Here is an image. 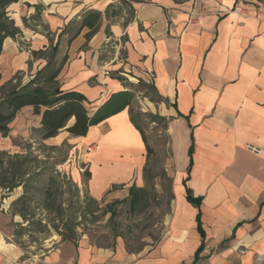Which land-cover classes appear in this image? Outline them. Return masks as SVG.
Here are the masks:
<instances>
[{
	"label": "crops",
	"instance_id": "obj_1",
	"mask_svg": "<svg viewBox=\"0 0 264 264\" xmlns=\"http://www.w3.org/2000/svg\"><path fill=\"white\" fill-rule=\"evenodd\" d=\"M111 4L121 5L120 0L11 4L8 15L21 34L3 43L2 82L18 72L23 83L29 81L47 65L33 53L59 43L57 60L66 59L59 85L83 94L92 113L112 94L127 90L114 78L119 70L132 84L140 79L154 84L163 98L154 108L167 119L173 168L163 237L129 253L120 240L99 247L81 236L55 243L35 261L25 259L24 250L0 230V264H192L203 241L197 264H255L257 255L264 257V0H142L132 2L134 16L126 25L125 10L105 16ZM90 10L103 17L87 40L89 29L79 28ZM70 24L72 32L79 30L71 42L68 34L61 36ZM30 122L40 128V116L25 107L11 133H27ZM73 140L87 148V191L93 199L109 202L127 196L133 184L144 186L146 147L128 108ZM187 177L192 195L202 198L200 209L187 201ZM113 185L120 187L111 190Z\"/></svg>",
	"mask_w": 264,
	"mask_h": 264
},
{
	"label": "trees",
	"instance_id": "obj_2",
	"mask_svg": "<svg viewBox=\"0 0 264 264\" xmlns=\"http://www.w3.org/2000/svg\"><path fill=\"white\" fill-rule=\"evenodd\" d=\"M20 0H0V56L2 53L3 43L7 38H17L21 32L15 26L14 21L8 15V7L17 3ZM142 0H120L121 5L111 4L105 11V16L118 17L121 16L122 11L125 10L128 19L125 25L134 16V8L132 2H141ZM103 14L99 11L90 10L83 16L80 23V31L83 28H88L89 32L86 34V39L92 38L102 22ZM69 35V42H71L78 34L79 30L72 32L71 24L66 27L61 36ZM52 42V41H51ZM59 44V43H58ZM58 44L52 46L46 51L34 52L33 56H40L47 59V65L39 70L29 81L23 83V73H16L11 79L2 82L0 73V136L7 138L12 131V123L17 118L18 114L25 107H32L33 114L40 116V128L34 129L40 139L45 142L48 139L56 138L62 130H66L72 137H85L92 126H96L104 120L119 114L125 109H129L130 120L135 128L140 132L143 142L146 147V164L143 169L144 186L137 187L135 184L128 188V195L124 200H114L106 205V213L110 214V220L114 221L119 216L118 206L123 203H128L130 212L133 214H140L144 212L149 206L151 201V192L149 187L151 185V177L149 176V166L153 149L147 141L144 130L139 125V119L146 114L133 111L135 102V91L146 90V98H149L153 103L163 101V98L158 94L154 84H148L142 79L139 80L137 85L128 84L126 77L120 75L122 70L117 72L114 78L122 82L127 90L120 91L112 94L108 100L103 103L95 112H91L89 102L86 97L76 91H64L61 89L57 80L61 69L66 59L61 61L57 60ZM149 116L155 118V115ZM71 123V125H69ZM192 144L189 149V166L187 174L189 175L193 165V137L191 136ZM37 159L30 154L11 155L7 151H0V189L7 195L15 189L23 187L22 195L12 202V210L17 208L13 213L19 215L23 221L28 223V226H36L41 232H45L48 228L47 224H43L41 220L31 221L33 214H30V207L36 203L42 209L46 210L52 218L49 224L56 221L63 222L65 220V213L69 210L72 211L69 215V222L64 224L65 230L60 231L59 235L62 236V242H72L80 238L76 228L80 223L76 222L77 208L75 203L69 201L67 208L64 207L65 202L59 198L63 196L61 182L57 180L53 168L46 169L37 165ZM87 182L91 177L89 170L84 171ZM172 183V178L166 174ZM46 177L47 189L43 203H39L36 198V192H40V184ZM188 177L184 180V185ZM36 186V187H34ZM76 186V185H74ZM120 186L113 185L111 190L118 189ZM77 188V186H76ZM171 191V190H170ZM187 201L200 209L202 198H195L191 191L186 186ZM58 193V197L57 194ZM88 192V191H87ZM5 194V195H6ZM89 203L85 205L83 212L84 217L86 214L94 215L98 207L93 208V205L98 206V201L89 196ZM171 200L173 195L171 193ZM198 230L203 233L201 226V213L200 210L197 214ZM54 229L58 230V225H52ZM119 233L115 237H119ZM113 243L112 245H114ZM110 245V246H112ZM101 247V245H98ZM205 249V242L203 241L199 249L195 253L194 261L192 264H197ZM142 250H133L132 247H127V252L138 253Z\"/></svg>",
	"mask_w": 264,
	"mask_h": 264
},
{
	"label": "rangeland",
	"instance_id": "obj_3",
	"mask_svg": "<svg viewBox=\"0 0 264 264\" xmlns=\"http://www.w3.org/2000/svg\"><path fill=\"white\" fill-rule=\"evenodd\" d=\"M128 84H132L127 80ZM137 85L138 83L135 82ZM148 91V89H147ZM146 90L135 91V102L133 111L146 114L139 119V125L144 130L148 144L153 149L150 159L149 176L151 177L150 206L140 214L130 212L128 203L118 206L119 216L110 220V214L106 213V205L114 200H124L123 196L107 202L106 199L98 201V207L94 215L83 212L85 205L89 203V197L86 187V175L84 171L87 161V148L76 144L73 137L66 131L62 130L56 140L43 142L34 131L33 123L29 124V129L22 134L12 132L7 138L0 136V151H7L11 155L30 154L37 159V165L41 168H53L57 180L62 185L63 196L61 199L65 202L67 208L68 202H74L78 209L76 222L80 223L76 231L81 236L88 238L91 244L110 246L118 240L122 241L127 247L133 250H144L157 244L165 232L168 214L171 209V187L172 183L163 175L171 177L173 168L171 167V150L169 147V137L167 136V119L159 115L154 108L155 103L149 98L144 97ZM155 115V118L149 116ZM71 125V123L69 124ZM81 174L79 181L78 173ZM46 177L40 184V192H36V198L39 203H43L47 189ZM76 185V186H74ZM36 187V186H34ZM23 193V187L15 189L8 195L0 189V230L5 239L9 242L16 243L24 252V258L27 260L38 261L41 256L47 252L55 243L61 241L60 231L65 230L64 224L69 222V215L72 211L65 213L66 217L63 222L56 221L54 224L49 221L52 218L46 210L36 203L30 207V214H33L31 221L41 220L47 224L45 232H41L36 226H28V223L22 220L19 215L13 213L17 208L12 210V202L18 199ZM6 194V195H5ZM57 197L58 193L56 192ZM128 195V194H127ZM52 225H58L56 230ZM119 233V237H115Z\"/></svg>",
	"mask_w": 264,
	"mask_h": 264
},
{
	"label": "built area",
	"instance_id": "obj_4",
	"mask_svg": "<svg viewBox=\"0 0 264 264\" xmlns=\"http://www.w3.org/2000/svg\"><path fill=\"white\" fill-rule=\"evenodd\" d=\"M105 75L108 76L109 73L106 72ZM248 148H249V150L252 151V152H255V153H259V152H260V151H258L257 149H255L254 147L249 146ZM245 252H246L245 249H238V253H239L240 255L245 254ZM255 264H264V257L261 256V255H257V257H256V263H255Z\"/></svg>",
	"mask_w": 264,
	"mask_h": 264
}]
</instances>
